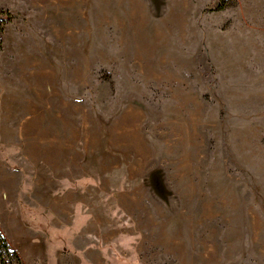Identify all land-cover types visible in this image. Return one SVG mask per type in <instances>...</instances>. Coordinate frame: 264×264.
<instances>
[{
    "label": "rangeland",
    "instance_id": "374dc122",
    "mask_svg": "<svg viewBox=\"0 0 264 264\" xmlns=\"http://www.w3.org/2000/svg\"><path fill=\"white\" fill-rule=\"evenodd\" d=\"M0 264H264V0H0Z\"/></svg>",
    "mask_w": 264,
    "mask_h": 264
},
{
    "label": "trees",
    "instance_id": "16d2710c",
    "mask_svg": "<svg viewBox=\"0 0 264 264\" xmlns=\"http://www.w3.org/2000/svg\"><path fill=\"white\" fill-rule=\"evenodd\" d=\"M0 50H1V46H0ZM1 251H6L9 253V246L6 240L4 239V237L2 236V234L0 233V252Z\"/></svg>",
    "mask_w": 264,
    "mask_h": 264
}]
</instances>
